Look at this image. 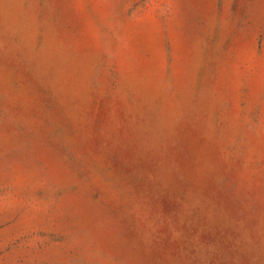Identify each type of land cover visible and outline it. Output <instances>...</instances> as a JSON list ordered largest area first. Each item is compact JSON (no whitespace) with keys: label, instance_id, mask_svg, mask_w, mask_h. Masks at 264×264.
Returning <instances> with one entry per match:
<instances>
[{"label":"rangeland","instance_id":"rangeland-1","mask_svg":"<svg viewBox=\"0 0 264 264\" xmlns=\"http://www.w3.org/2000/svg\"><path fill=\"white\" fill-rule=\"evenodd\" d=\"M20 9L55 52L0 9V264H264V0Z\"/></svg>","mask_w":264,"mask_h":264},{"label":"bare ground","instance_id":"bare-ground-1","mask_svg":"<svg viewBox=\"0 0 264 264\" xmlns=\"http://www.w3.org/2000/svg\"><path fill=\"white\" fill-rule=\"evenodd\" d=\"M20 5H21V0H0L1 16L4 19L1 31H5V30L17 31L20 34L23 42H21V45H18V47L20 50H22V52L26 55V57L31 62L34 63L35 69L39 73L46 66H48L49 64L51 65V63L54 61L53 54L55 52L54 50L55 46L50 40H48L45 50L43 52L41 51L42 53L39 54L35 53L33 49V39L36 34L37 25L35 20L31 16H29L26 19L21 18ZM172 114L173 113L166 112L167 121H165L163 125L164 136L160 137V134L155 133V135L149 138V141L153 142L154 147L156 148L159 155L164 154L165 143L162 142V140L166 137V135L168 136L172 134L174 130V126L171 122ZM161 142L163 143V145H161ZM203 181L201 182V184L203 183ZM201 184L200 186L202 187L203 184L202 185ZM198 187L196 189L197 192H199L201 189ZM263 253H264V245H263Z\"/></svg>","mask_w":264,"mask_h":264}]
</instances>
